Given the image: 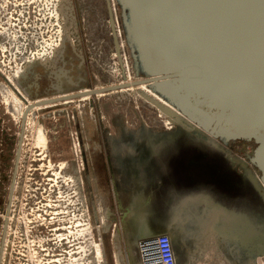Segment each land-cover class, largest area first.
<instances>
[{
    "label": "rangeland",
    "instance_id": "rangeland-1",
    "mask_svg": "<svg viewBox=\"0 0 264 264\" xmlns=\"http://www.w3.org/2000/svg\"><path fill=\"white\" fill-rule=\"evenodd\" d=\"M109 7L114 25L109 22ZM120 15L121 8L116 0H0V117H9L10 126L8 164L3 163L1 156L5 151L1 150L0 144V222L6 177L12 171L18 129L16 120L22 105L18 91L30 102L31 97L22 88L33 93L36 84L40 83L39 77L44 78V70L39 63L52 62L63 42L71 44L74 51L82 56V59L73 57L68 67L72 75L83 76L87 80L89 86L82 89L118 83L129 77L136 80L139 74L134 68L135 60L125 39ZM78 60L82 63L79 71L76 69ZM8 77L18 90L8 86L5 80ZM91 102L93 107H88L87 100L76 99L60 105L59 113H56V135L53 134L51 117L55 107L46 111L35 110L29 116L4 264H126L127 245L130 249L128 259L132 263L137 257L134 253L136 240L141 235L160 232L157 227L166 225L169 220L175 226L172 242L179 253V264H230V261L232 264H245L248 257L264 251V201L247 177V170L260 176L250 160L256 144L253 140L223 142L215 139L214 142L221 147L217 148L161 112V102L139 89L91 96ZM7 107L9 116L4 114ZM66 110L77 116L82 111L83 120L80 119L79 128L83 132L80 137L91 147L93 164L90 163L88 207L85 201L82 203L80 194H86L85 186L82 191L80 179L70 177L72 174L77 176L82 166L76 135L67 130L72 124ZM93 110L98 116L99 128L105 133L106 144L102 149L97 146ZM40 127L44 128L43 132ZM53 143H57L56 148ZM40 156L45 160H38ZM53 158L57 160L60 204L56 215L59 223L54 225L49 223L53 221ZM102 159L105 161V176L98 178L91 165H101ZM148 161L159 163L148 174L151 183L145 187L141 175ZM163 163L170 164L164 168ZM71 166L75 173H71ZM161 169H164V177ZM175 186H181V191L191 196L184 199L169 193L170 198H162L167 187L173 192ZM72 191L75 193L71 197ZM39 193L43 196L40 221L44 225L40 245L36 247L31 236L23 244L21 226L25 222L26 231L29 233L32 229L35 222L32 215L39 210L31 201L37 200L34 195L38 197ZM27 202L32 208L26 209ZM185 206L194 212L191 215L193 220H189L185 230H178L181 227L178 225L179 212ZM215 207L223 210L227 221L220 219ZM166 209L172 212L169 219L161 215ZM26 211L31 215L27 212L25 219ZM143 214L153 220L151 230L121 229L123 221ZM45 224L52 228L56 225L55 243L50 241L53 235L46 232ZM86 226L87 231H83ZM208 230L210 233L215 231L218 236H210ZM230 232L233 233L232 259L225 256L230 245V236L226 234L230 235ZM87 234L83 245L82 238ZM66 236L70 242L71 237L77 241L74 252L57 250L58 254H54L56 250L53 247H62ZM96 246L102 250L100 255H96ZM205 254L212 256L211 263L206 262Z\"/></svg>",
    "mask_w": 264,
    "mask_h": 264
},
{
    "label": "water",
    "instance_id": "water-1",
    "mask_svg": "<svg viewBox=\"0 0 264 264\" xmlns=\"http://www.w3.org/2000/svg\"><path fill=\"white\" fill-rule=\"evenodd\" d=\"M116 2L121 8L124 36L133 54L138 78L130 83H114L72 92L67 94L68 97L97 95L131 85L147 84L201 129L193 128L180 116L160 107L167 115L213 146L221 148L214 142L215 139L223 142L254 140L256 146L250 160L261 171L260 178L264 184V0ZM108 10L112 25L110 7ZM10 86L16 90L12 84ZM53 100L56 99L48 101ZM30 107L27 104L22 117L10 198L24 117ZM247 177L264 201V188L249 170ZM6 221L5 218L0 257ZM156 233H167L172 240L175 234L172 230ZM126 248L130 252L129 245ZM262 253L264 251L257 252L255 256Z\"/></svg>",
    "mask_w": 264,
    "mask_h": 264
},
{
    "label": "flooded vegetation",
    "instance_id": "flooded-vegetation-1",
    "mask_svg": "<svg viewBox=\"0 0 264 264\" xmlns=\"http://www.w3.org/2000/svg\"><path fill=\"white\" fill-rule=\"evenodd\" d=\"M73 57H81L80 59H82V56L79 55L76 51H74L73 49V46L71 44H67L65 42H63V44L60 46V48L55 52L54 54V58L52 59V62H48L46 64H43V63H39V65L42 66L43 70H44V78H40L39 77V80L40 83L38 82V84H36L35 86V89L33 90V93H28L25 91L24 88L23 91L29 95L31 97V100L30 101H34V100H39L40 103L39 104H42V105H45V104H49V106L47 107H44L42 109H46L47 108H51V107H55L54 108V111H53V114H51V117H53V134L56 135V133H58V129H57V126H58V122H57V116H56V113H59L57 110L58 108H61L59 107L60 105H66L68 103H72L75 99L80 101L79 98L80 97H74V98H71V102H68V103H63L62 102L65 100L64 98H59V97H62V96H66L67 94H70L72 92H78V90L80 91L82 89L83 86H86L88 85L87 83V80L83 77V76H80V77H76L75 75H72L71 74V71H69L68 67L70 66L69 62L72 60ZM81 60H78V63L76 64V69L77 71L81 70V66H82V63L80 62ZM89 86V85H88ZM88 89V88H86ZM84 90V89H82ZM86 91V90H85ZM18 96H19V101H21L22 105L19 106V111H18V120H17V132H16V139H15V148H14V155H13V159H12V171H13V162H14V158H15V150H16V147H17V143H18V140H19V134H20V131H21V122H22V117H23V114H24V111H25V108H26V104H30L31 107L30 109H32L34 107L33 104H31L30 102H28V98L25 97L21 92L19 93L18 92ZM90 96H95V95H90ZM56 99V100H53V102H50L48 101L49 99ZM59 98V99H58ZM27 99V100H26ZM90 99V100H89ZM87 100V105L88 107H93V104L91 102V97ZM23 100V101H22ZM25 102V103H24ZM35 103H38V102H35ZM24 107V108H23ZM23 108V109H22ZM30 109L27 111L26 115L30 112ZM20 110H21V114H20ZM23 111V112H22ZM51 112V111H50ZM101 112V109L100 107H98V113ZM8 114L9 116V109L8 107L6 108V110L4 111V114ZM82 111H80V116H77V115H74L73 114V111H71V114L66 110V114L67 116H70L71 120L69 119L70 123L72 124L71 127L69 126V129H67L68 131H70L71 135L72 133H74L76 135V139H77V146L79 148V151H80V156H81V169L79 170V174L77 176H74L73 177V174L72 176L70 177H73L75 179H80V182L82 184V191L84 189V186H85V190H86V194L82 193L81 191V200H82V203L83 201H85V205L88 207V203H89V180H90V163L93 164V159L90 158V144L89 142H84L83 141V138L82 136L80 137V133L83 132V130H81L79 127L80 123V119L83 120V116H82ZM32 114V112L30 113V115ZM26 115L24 117V126H23V133H22V138H21V147H20V152H19V158H18V165H17V171H16V175H15V180H14V185H13V191H12V194H11V198H10V184H11V179H12V171L10 174L7 175L6 177V181H7V186H6V192H5V198H4V206H3V213H2V217H1V222H0V245H1V239H2V235H3V225H4V222H5V218L7 219L6 221V227H5V233H4V238H3V243H2V248H1V257H0V264H4V258H5V254L7 252V248H8V240H9V231H10V228H11V225L13 224V217H14V209H15V203H14V200H15V192H16V189H17V178H18V171H19V164H20V161H21V154H22V149H23V144H24V139H25V133H26V130H27V126H26ZM50 116V113L48 114ZM21 116V117H20ZM93 116H94V121H95V128H96V136H97V139H98V147H100V149H102L103 147H105V138H104V130L103 129H100L99 128V125L97 124L96 122V112L93 110ZM42 117L44 118V116L42 115ZM98 117V116H97ZM100 119H101V115H99ZM83 123V121H82ZM78 125V126H77ZM82 127H84L82 125ZM41 128V127H40ZM62 128V127H61ZM73 128L75 129V131L73 130ZM102 130V131H101ZM10 131V126H9V117H0V144H1V150L5 151L2 153V159H3V163H7L8 164V159H9V152H8V147H9V133ZM41 131L43 132L44 131V128H41ZM52 131V130H51ZM74 131V132H72ZM46 132V130H45ZM45 132L43 133L45 135ZM101 136V137H100ZM55 140H56V136L53 137ZM94 141H96L95 139H93ZM254 141V140H253ZM255 143V141H254ZM57 146V143H53V147ZM256 146V144H255ZM47 148V147H46ZM53 148V151H56V149ZM48 149V148H47ZM94 150H96L97 148L96 147H93ZM87 151V154H85L84 152ZM102 154V150H100V152ZM46 155V154H45ZM54 157H56V154H53ZM85 156V157H84ZM45 160V157L43 156H40L38 157V160ZM49 162H51L52 158L51 156H49ZM95 163L97 162L96 159H94ZM101 165H91L92 166V170H93V173L94 172H97L95 174V176L97 175L98 178H103L105 176V161L102 159L100 161ZM159 162L158 161H155L154 163H152V161H148V164L146 166V169H143L142 170V175H141V179L142 181L145 183V187H148V183H151V181L148 179V174L150 175L151 172H153V168L156 166V164H158ZM255 165V164H254ZM69 165H67V169ZM256 167V170L259 174H261V171L259 170V168L255 165ZM66 169V170H67ZM70 171L71 173H75V170L73 169V167L71 166L70 168ZM69 171V172H70ZM78 171V170H77ZM162 171V169H161ZM57 160L53 158V221H49L50 224L53 223V225L55 223H59L58 218H57V207H59V203H58V191H59V186L57 184ZM164 169L163 171L161 172V176L164 177ZM41 173V172H40ZM68 173V172H67ZM43 179V177H41ZM97 180V178H96ZM73 181V179H72ZM139 182V181H138ZM73 184H71L72 186ZM61 186V184H60ZM245 186V185H244ZM143 187V186H142ZM246 187V186H245ZM72 195L71 197L73 196V194L75 193L74 191H72ZM41 193H39L38 197L37 195H34L37 200H32L31 202L33 204H37L36 206V210H39V212L37 214H33L32 215V219L35 221L34 224L31 225V228L32 229H29V233L26 231V228H25V225L24 224L25 222L22 223V232H21V235L23 236L21 238V240H23V244H25V240L27 241V237L28 236H31L32 237V240L34 241L35 243V246L38 247L40 245V241H41V235H42V232H43V228H42V225H44V223L42 221H40V218H41V211L43 210L42 207L40 205H42V194L40 195ZM72 203V202H71ZM27 208H32L30 207V205L28 204L27 202ZM8 207V208H7ZM25 210V208H24ZM52 210H50L51 212ZM27 212H25L24 216H25V219L27 218ZM30 215H31V212H28ZM217 214H220V213H217ZM220 219L222 218V214H220ZM49 216V215H48ZM36 217V218H35ZM50 218L52 219V217L50 216ZM225 220L227 221V217L225 216L224 217ZM225 221V222H226ZM28 225V224H27ZM116 225V223H115ZM227 226H228V223H227ZM45 227H46V232L50 235H53V237H50V241L55 243L56 242V239H57V233L55 232V230L57 229L56 228V225L52 227H49L48 225L45 224ZM53 230V232H52ZM232 230V229H230ZM211 231V230H208V232ZM226 231L228 232V230L226 229ZM215 233V236H218V233H216L215 231H213ZM232 232H230V235L229 234H226L227 236H230L229 238V242H230V245L227 246L228 248L226 249L225 251V256L229 259H232ZM87 237H84L82 238V242H83V245L84 243L87 241V238H88V234L86 235ZM69 237L66 236V238L64 239V243H63V246L62 247H57V245L55 247H53L54 250H56L54 252V254H58V251L57 250H61L63 252H66L68 253V251L70 253L74 252V247H76L74 244L75 240H73V238L71 237V242L69 241L68 239ZM139 239V238H138ZM137 239V240H138ZM53 240V241H52ZM136 240V241H137ZM228 240V239H227ZM204 244V243H203ZM82 256H84L85 252H84V246H82ZM24 251V248L22 249ZM207 250V249H206ZM88 254V253H87ZM212 256L210 255H204V258L206 260V262H210V259H211ZM24 259V257H23ZM207 264V263H206ZM230 264L231 261H230Z\"/></svg>",
    "mask_w": 264,
    "mask_h": 264
},
{
    "label": "built area",
    "instance_id": "built-area-1",
    "mask_svg": "<svg viewBox=\"0 0 264 264\" xmlns=\"http://www.w3.org/2000/svg\"><path fill=\"white\" fill-rule=\"evenodd\" d=\"M87 228L88 226L83 228V231H87ZM134 253L137 255L136 261L131 263L126 252V264H179V255L172 238L167 233H156L139 238ZM245 264H264V253L249 258Z\"/></svg>",
    "mask_w": 264,
    "mask_h": 264
},
{
    "label": "crops",
    "instance_id": "crops-1",
    "mask_svg": "<svg viewBox=\"0 0 264 264\" xmlns=\"http://www.w3.org/2000/svg\"><path fill=\"white\" fill-rule=\"evenodd\" d=\"M170 163H163V167L165 168V166H169ZM170 179V178H169ZM176 187V188H175ZM174 187V190L173 192L171 191V188H166V192L165 194L162 196V198H165V199H168L174 195H176L177 198H184V199H187L188 197L191 196L186 194L185 191H181V186H175ZM176 190H178L176 192ZM169 193H171L169 195ZM173 193V194H172ZM194 195V194H193ZM216 209V212L219 211L220 214H222V218H224V212L223 210H220V208L218 207H215ZM218 209V210H217ZM171 210L170 209H166V211H163L161 213V215H163V218L166 216L167 219L170 218L171 216ZM179 217L181 216V218H179L180 222L178 223V225H181V227L179 228L178 227V230H185L186 229V224H189V220L192 221L193 218L191 217V215L194 214V212L187 206H185L183 209L180 210L179 212ZM129 214H133V212H130ZM152 221L151 220V217H149L148 215H141L139 217H136L135 219H130L129 221L125 222L123 221L121 223V229H126V230H130V231H135V230H142V231H148V230H151L153 228V225H152ZM120 225V224H119ZM159 230L161 231H167V230H174L175 229V226L170 222V220L167 222L166 225H162L161 227H157ZM248 254V252H247ZM253 257V256H252ZM251 258V257H250ZM249 260V257L247 259V261ZM246 261V262H247Z\"/></svg>",
    "mask_w": 264,
    "mask_h": 264
},
{
    "label": "bare ground",
    "instance_id": "bare-ground-1",
    "mask_svg": "<svg viewBox=\"0 0 264 264\" xmlns=\"http://www.w3.org/2000/svg\"><path fill=\"white\" fill-rule=\"evenodd\" d=\"M129 73V72H128ZM131 81H133V80H131V78L129 77V78H127V79H125V80H123V81H119L118 83H123V82H127V83H130ZM6 82H8L9 84H8V86L10 85V84H12V86H14L15 87V89H17L16 88V86H15V84L13 83V81L11 80V78L10 77H8V79H6ZM3 83V82H2ZM10 87V86H9ZM100 87V86H99ZM136 89H139V90H142V91H144V92H146V93H148V94H150L151 96H154L157 100H159L160 102H161V104H160V106L161 107H163V108H170L171 110H173L174 112H176V113H174V114H176L177 116H180L181 118H183L186 122H188L193 128H195V129H201L197 124H195L194 122H192L189 118H187L186 116H184L175 106H173L170 102H168L167 100H165L164 98H162L161 96H159V95H157L156 94V92H154L151 88H149V85H147V84H139V85H136V86H133V85H131V86H129V87H126V88H122V89H119L120 91H124V90H133V91H135ZM12 90V89H11ZM18 90V89H17ZM85 90H87V89H84L83 91H85ZM16 91V90H15ZM19 92V91H18ZM104 93H99V94H97V95H103ZM16 95V94H15ZM80 98V100H88L91 96L89 95V94H83V95H81V96H79ZM21 99V98H20ZM19 99V100H20ZM64 101L62 102V104L63 103H68V102H71V98L70 97H68V95L67 96H65L64 97ZM27 100V99H26ZM90 100V99H89ZM23 101V100H22ZM29 102V101H28ZM35 102H38V103H35ZM25 103V102H24ZM30 103L31 104H33L34 105V107L32 108V109H30V112L26 115V126L28 127V123H29V116H30V113L31 112H33V111H35V110H40V109H42V108H44V107H47V106H49L50 105V103L49 104H45V105H42V104H39L40 103V101L39 100H34V101H30ZM27 105V104H26ZM24 108V107H23ZM22 108V109H23ZM161 109V112H164V110L162 109V108H160ZM23 112V111H22ZM20 114H21V110H20ZM21 117V116H20ZM169 118H171V116H169ZM17 121V120H16ZM35 121V120H34ZM167 122H168V124H171L170 122H171V120L170 119H167ZM26 127V128H27ZM255 176V178L257 179V181H258V183L260 184V186L262 187V188H264V184H263V182H262V180H261V178H260V176L259 175H254ZM74 177V176H73ZM72 177V178H73ZM103 220V222L105 221L104 220V218L102 219ZM209 233H210V231H209ZM210 236H212V237H214L215 235H214V233L213 232H211L210 234H209ZM89 243V242H88ZM101 246V245H100ZM95 251H96V255H100L101 254V251L102 250H100V247H98V246H96L95 247ZM97 257V256H96Z\"/></svg>",
    "mask_w": 264,
    "mask_h": 264
}]
</instances>
